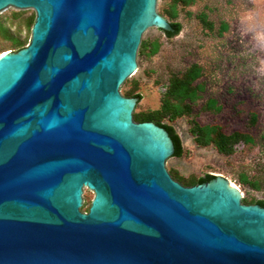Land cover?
Listing matches in <instances>:
<instances>
[{
    "label": "water",
    "instance_id": "95a60500",
    "mask_svg": "<svg viewBox=\"0 0 264 264\" xmlns=\"http://www.w3.org/2000/svg\"><path fill=\"white\" fill-rule=\"evenodd\" d=\"M157 5L0 0L35 11L0 55V264H264V206L222 175L176 180L169 132L121 92L145 31L172 30Z\"/></svg>",
    "mask_w": 264,
    "mask_h": 264
},
{
    "label": "rangeland",
    "instance_id": "374dc122",
    "mask_svg": "<svg viewBox=\"0 0 264 264\" xmlns=\"http://www.w3.org/2000/svg\"><path fill=\"white\" fill-rule=\"evenodd\" d=\"M173 8V0H158V12L180 22L181 31L172 37L155 26L145 31L142 39L158 43L159 49L151 55H138L137 71L123 83L121 92L128 97L140 95L134 113L156 110L161 107L169 78L199 65L202 75L197 82L203 90L193 102L192 112L174 121L163 119L175 128L184 149L182 156H170L166 167L182 182L206 174L222 175L251 200H264V43L257 38L264 27L253 26L247 18L257 11L264 13V0H195L190 5H176L175 18L171 16ZM34 14L33 9L11 7L0 13V21L10 35L29 41V18ZM6 36L0 30V53L15 51ZM211 98L220 110L205 107ZM193 120L218 125L227 134L247 133L253 142L241 140L232 154L225 155L213 144L197 143L191 132ZM93 196V191L85 188L83 211L89 209Z\"/></svg>",
    "mask_w": 264,
    "mask_h": 264
},
{
    "label": "trees",
    "instance_id": "16d2710c",
    "mask_svg": "<svg viewBox=\"0 0 264 264\" xmlns=\"http://www.w3.org/2000/svg\"><path fill=\"white\" fill-rule=\"evenodd\" d=\"M174 8L172 11V18L177 16L176 5L182 4L184 6L190 5L195 0H173ZM35 19V14L29 18V26L32 27V24ZM172 26V30H164L168 37H172L177 35L181 31V23L178 21L169 20ZM223 28H226L224 26ZM0 30L7 35V38L12 40V47L15 50H19L23 48L28 41L21 40L14 35H10L9 30L3 26L0 21ZM159 44L156 42L149 43L146 40L142 39L141 45L139 47L138 55H151L158 51ZM202 75V69L199 65L193 64L181 75H174L169 78L167 84V91L162 97L161 107L142 113H134V118L136 121H154L156 124L164 127L169 132L174 145L175 152L174 156H182L184 153L183 145L180 136L176 132L175 128L168 123L163 121L164 118L169 119L170 121H174L177 118L190 114L192 112V104L197 99L200 98L201 92L203 90V86L197 82V80ZM134 97L141 98L138 93L131 94ZM207 109L220 110V106L217 105V101L215 99H209L205 105ZM191 132L196 138V141L199 145L207 146L213 144L220 153L225 155L232 154L235 149V145L239 141H244L246 143H252L253 138L247 133L234 132L231 134L225 133L221 127L218 125H201L196 120L192 121ZM178 181H181L177 176L172 175ZM215 175L206 174L204 176L198 177L196 179H190L186 182H182L184 185H194L197 183H203L213 179ZM244 182H250L246 178H243ZM254 186H257L254 184ZM245 202L246 199H243ZM247 202V201H246ZM250 203H259L264 206V200L258 199L254 202Z\"/></svg>",
    "mask_w": 264,
    "mask_h": 264
},
{
    "label": "clouds",
    "instance_id": "9594fccd",
    "mask_svg": "<svg viewBox=\"0 0 264 264\" xmlns=\"http://www.w3.org/2000/svg\"><path fill=\"white\" fill-rule=\"evenodd\" d=\"M250 21H253V26L256 24H260L262 27H264V13H261L257 11L254 14H250L247 17ZM257 38L264 43V31H260L257 33Z\"/></svg>",
    "mask_w": 264,
    "mask_h": 264
},
{
    "label": "bare ground",
    "instance_id": "6f19581e",
    "mask_svg": "<svg viewBox=\"0 0 264 264\" xmlns=\"http://www.w3.org/2000/svg\"><path fill=\"white\" fill-rule=\"evenodd\" d=\"M6 52H7V50L1 52L0 55H1V54H4V53H6ZM230 185H231L232 187H234V188H235V187H236V188H239V187H238V186H237L232 180H230Z\"/></svg>",
    "mask_w": 264,
    "mask_h": 264
},
{
    "label": "flooded vegetation",
    "instance_id": "af4514ba",
    "mask_svg": "<svg viewBox=\"0 0 264 264\" xmlns=\"http://www.w3.org/2000/svg\"><path fill=\"white\" fill-rule=\"evenodd\" d=\"M88 211V210H87Z\"/></svg>",
    "mask_w": 264,
    "mask_h": 264
}]
</instances>
